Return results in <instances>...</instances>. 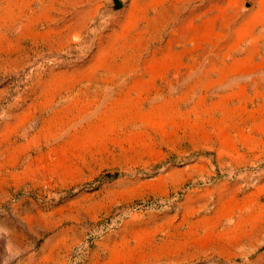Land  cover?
Returning a JSON list of instances; mask_svg holds the SVG:
<instances>
[{"label": "rangeland", "instance_id": "rangeland-1", "mask_svg": "<svg viewBox=\"0 0 264 264\" xmlns=\"http://www.w3.org/2000/svg\"><path fill=\"white\" fill-rule=\"evenodd\" d=\"M0 264H264V0H0Z\"/></svg>", "mask_w": 264, "mask_h": 264}]
</instances>
